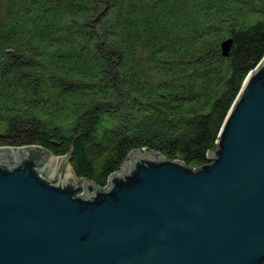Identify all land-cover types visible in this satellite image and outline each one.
Returning a JSON list of instances; mask_svg holds the SVG:
<instances>
[{
    "label": "trees",
    "instance_id": "trees-1",
    "mask_svg": "<svg viewBox=\"0 0 264 264\" xmlns=\"http://www.w3.org/2000/svg\"><path fill=\"white\" fill-rule=\"evenodd\" d=\"M263 59L264 0H0V147L100 187L135 151L200 168Z\"/></svg>",
    "mask_w": 264,
    "mask_h": 264
},
{
    "label": "water",
    "instance_id": "water-1",
    "mask_svg": "<svg viewBox=\"0 0 264 264\" xmlns=\"http://www.w3.org/2000/svg\"><path fill=\"white\" fill-rule=\"evenodd\" d=\"M52 155L0 147V264H264V59L200 168L135 151L100 187Z\"/></svg>",
    "mask_w": 264,
    "mask_h": 264
},
{
    "label": "rangeland",
    "instance_id": "rangeland-1",
    "mask_svg": "<svg viewBox=\"0 0 264 264\" xmlns=\"http://www.w3.org/2000/svg\"><path fill=\"white\" fill-rule=\"evenodd\" d=\"M142 154L143 155H147V152L146 151H144V152H142ZM129 159L130 160H132V158L131 157H129ZM71 167V166H70ZM72 168V167H71ZM83 194H85V190H82L81 192H80V194L79 195H83Z\"/></svg>",
    "mask_w": 264,
    "mask_h": 264
},
{
    "label": "bare ground",
    "instance_id": "bare-ground-1",
    "mask_svg": "<svg viewBox=\"0 0 264 264\" xmlns=\"http://www.w3.org/2000/svg\"><path fill=\"white\" fill-rule=\"evenodd\" d=\"M53 156V155H52ZM54 158H56L55 156H53ZM130 162H133L132 160H130Z\"/></svg>",
    "mask_w": 264,
    "mask_h": 264
}]
</instances>
